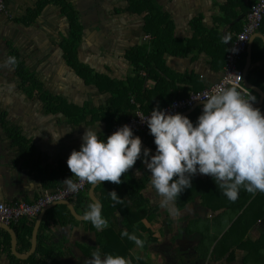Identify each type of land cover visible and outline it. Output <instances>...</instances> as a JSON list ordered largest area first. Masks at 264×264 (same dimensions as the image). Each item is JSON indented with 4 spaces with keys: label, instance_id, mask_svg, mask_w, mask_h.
<instances>
[{
    "label": "crops",
    "instance_id": "1",
    "mask_svg": "<svg viewBox=\"0 0 264 264\" xmlns=\"http://www.w3.org/2000/svg\"><path fill=\"white\" fill-rule=\"evenodd\" d=\"M37 1L39 0H7V14H0V117L2 116L6 127L16 129L29 142L34 154L31 160L23 161L17 150L10 145L0 125V202L3 203H31L36 200L47 190L43 188L42 174H62L68 170L67 159L72 150H79L81 137L87 127L99 123L97 130L102 135L105 133V125L101 121L80 125L69 123L61 113L47 112L38 95L29 96L19 88V80L13 66H4V61L11 56L13 50L25 67L34 74L42 91L61 97L69 105L79 108L86 106L89 110L107 107L112 103L110 93L93 84L84 83L66 65L60 44L67 37L69 29L66 18L60 14L57 6L48 4L32 24L21 23L22 15ZM148 1L166 17L172 37V40L166 38L159 44L160 49L163 47L166 51L157 54L151 53L149 49L148 67L139 71V77L143 79L141 92L146 102L152 104L161 97L165 100L187 97L221 78L225 56L244 19L240 17L242 11L238 9L239 5L246 6L255 0H237L236 3L232 0L233 6L228 10V14L222 7L229 0ZM69 2L77 11L82 26V36L77 47L78 61L112 80L125 81L127 77L133 78V66L125 58L126 51L133 47H148L153 39L151 33L144 31L145 13L126 12L127 0ZM234 11L239 15L236 19L232 16ZM159 21L158 18L154 19L150 26L155 33L159 31L158 26H155ZM160 28L161 34L166 36L163 32L164 26L160 25ZM226 34L231 36V41L225 45L222 37ZM240 68L243 72V85L256 97L253 106L264 114V25L250 37L240 61ZM181 95L185 96L177 97ZM181 114L197 119L201 109L196 106ZM143 134L147 138L149 131ZM57 135L61 136L54 142ZM137 135L139 136V133ZM133 175L137 179L143 176L149 179L141 191L148 200L149 208L166 211L160 205L162 198L151 187L150 172L146 166L142 163L139 168L133 170ZM195 177L202 182L213 180L211 176L199 173ZM75 178L73 176L71 179ZM215 187L218 188L215 185L213 189ZM256 194L253 196L241 189L236 203L241 204L244 200L254 198ZM95 197L99 200L96 194ZM194 199L202 202L200 196H195ZM70 203L75 209L74 203ZM170 207L172 203L168 205V209ZM223 209L225 207L212 208L210 212L217 210L216 213H219ZM76 213L79 214L77 210ZM38 215L32 218L33 228ZM120 216V213H116V218L121 223ZM77 222L79 224L73 228L50 226L49 231L44 233L54 243L63 244L64 250L60 259L64 263L69 255V243H74L82 250L83 239L90 237V229L93 228L95 237H98L102 230L86 223L87 221ZM120 223L118 225L121 228ZM226 230L222 234L221 231L217 232V240ZM10 253L13 255L11 243ZM0 264H9L7 253L0 252Z\"/></svg>",
    "mask_w": 264,
    "mask_h": 264
},
{
    "label": "trees",
    "instance_id": "2",
    "mask_svg": "<svg viewBox=\"0 0 264 264\" xmlns=\"http://www.w3.org/2000/svg\"><path fill=\"white\" fill-rule=\"evenodd\" d=\"M234 1L235 3L237 2V0ZM127 3L128 8L126 12L136 14L145 13L144 31L147 34L151 33L153 39L149 42L148 47H133L126 51L125 58L133 66L134 76L133 78L127 77L125 81L112 80L102 74L92 71L89 67L78 61L77 47L82 36V26L78 18V13L69 0H39L33 7L27 9L20 19L21 23L25 25L32 24L39 17L41 11L46 5L53 4L57 6L60 14L66 18L69 29L67 37L64 38L60 44L66 65L70 67L75 75L84 83L93 84L94 86L101 89L103 88L110 93L112 98L111 105L96 110H89L86 106L85 108H79L67 104L61 97L42 91L34 74L25 67V64L20 58H18V54L13 50L14 53L11 52L10 54L11 56L16 57L17 63L13 68L15 69L16 77L19 80V88L24 90L29 96L34 94L38 95L47 112L61 113L69 123L80 125L81 123L101 121L105 125V133L103 134L104 138L109 136L116 125L133 116L135 111L147 114L154 108L159 107L161 109L168 105L172 101V98L165 100V98L161 97L158 100L153 101L152 104L148 103V101L146 102V98L141 92L143 79L139 77V71L140 69H146L148 67L147 57L150 54V51L151 53L155 52L157 54L166 51L163 47L160 49L159 44L162 41L164 42L166 38L172 40L170 25L167 22L166 17L162 15L160 11L157 10L156 6L151 4L148 0H127ZM232 4V0H229L228 3L222 7V10L227 12V14L230 13L228 10L231 9V6H233ZM250 5L251 4L246 6H242V4L239 5L240 8L238 9L242 11V16L240 15V17H242L241 19H243L248 13ZM232 16L234 19L239 17L237 11H234ZM156 18L160 20L159 23L155 25L158 26L160 32L157 31L155 33L154 29L152 30L150 26L152 21L154 19L156 20ZM160 25L164 26L163 32L166 33V36L161 34L162 29L160 28ZM263 25L264 20L262 21L261 27ZM240 29L237 30V33ZM240 61L238 64L239 68ZM184 96L185 95H181L177 97ZM191 120L193 122L196 121V119ZM0 125L4 129L10 145L17 150L20 158L23 161L31 160V158H33L32 155L34 154L29 142L22 137L16 129L6 127L2 116L0 117ZM139 136L144 140L148 147L155 150L153 137L150 134H147V138L144 137L143 133H139ZM141 165V160H137L133 168L121 176V184L117 185L105 181L94 189V193L103 204L102 215L108 221V227L101 230L97 240L98 244L105 249V254L121 255L127 259L129 256V250L135 242L127 237H121V232L127 231L129 234H135L137 236V230H144L145 228L142 220L147 217L150 208L148 200L142 195L141 191L145 188L149 179L147 176L137 179L133 175V170L139 168ZM72 175L73 174L69 169L65 170L62 174L61 172H57L55 175L43 173V188L52 190L56 187L63 186V181L66 178H70ZM213 181L214 180L202 182L194 175L191 177V187L181 193L180 197L175 200L173 206L177 210H180L195 196H200L203 203L211 209L225 207L229 210H242V213H240L236 220L232 222L224 235L218 239V244L221 243L225 245L223 253L228 252L229 249L234 246L241 249L245 253L243 264H264V229L259 232V237L251 238L247 236L246 241L244 240V237L251 229L253 223L258 219L264 218V193L257 192L254 198L244 200L241 204H238L236 203L237 200L232 202L224 198L226 196L219 193V187L213 189V186L216 185ZM212 184L214 185L212 186ZM89 187L90 184L87 185L84 192L76 196L74 201H70L74 203L75 209L82 216L87 205L92 202L87 193ZM113 190L117 193L118 197L123 199V203H115L111 201L108 193ZM215 192H217L218 195H215ZM257 206L260 209L254 210L258 209ZM116 213H120L122 217L120 223L121 228L116 223ZM77 223L78 222L72 217L66 206H54L45 212L38 229V242L36 249L27 260L16 259L10 253V237L9 234L2 229H0V252L8 254L9 264H65L60 259L63 255V244H60L59 242L54 243L48 236L44 235V233L49 231L50 226L73 228ZM86 223L90 224L91 222L87 221ZM33 224L34 222L32 218H24L17 223L10 225L17 235V252L20 254H25L30 249ZM137 264L146 263L141 260Z\"/></svg>",
    "mask_w": 264,
    "mask_h": 264
},
{
    "label": "clouds",
    "instance_id": "3",
    "mask_svg": "<svg viewBox=\"0 0 264 264\" xmlns=\"http://www.w3.org/2000/svg\"><path fill=\"white\" fill-rule=\"evenodd\" d=\"M230 41V35L222 37L225 45ZM16 63V57L9 56L4 66ZM201 99L205 102L195 122L179 112L171 114L159 107L147 117L136 114L146 122L153 137V155L150 149L142 147L141 138L127 124L106 138L97 130L99 123L87 127L79 150H72L66 162L79 182L71 176L63 181L65 189L77 192L84 182L92 186L103 181L119 185L121 176L141 160L150 172L152 189L162 198L161 207L174 216L178 215L177 210L168 209V205L191 187V177L197 173L211 176L232 202L238 199L241 189L253 196L264 193V114L253 106L256 97L245 95L236 87H218ZM108 195L111 201L123 203L114 190ZM102 209L100 201H93L87 205L82 219L98 230L107 228ZM121 236L143 246L135 234L122 231ZM85 264H130V261L121 255L102 256L97 247Z\"/></svg>",
    "mask_w": 264,
    "mask_h": 264
},
{
    "label": "flooded vegetation",
    "instance_id": "4",
    "mask_svg": "<svg viewBox=\"0 0 264 264\" xmlns=\"http://www.w3.org/2000/svg\"><path fill=\"white\" fill-rule=\"evenodd\" d=\"M202 202L193 198L182 209L175 208L178 212L175 216L169 210L160 212L149 209L147 217L142 220L144 230H137V238L143 241V246L133 244L127 257L130 264H137L141 260L146 264H243L245 253L235 246L223 253L225 245L218 244L217 239L216 241L214 239L209 247L203 245L205 231L201 230L200 225L208 222L209 231H212L219 221L216 223L211 221L213 218L211 209H207L206 204ZM173 207L172 204L170 209ZM237 213L239 215L242 210ZM116 223H120L117 218ZM262 229H264V218L253 223L244 240L246 241L247 236L259 237ZM94 235L91 228L90 237L83 239L82 250L74 243H69L67 257L71 261L68 260L67 264H85L97 247L102 256L105 254V249L98 244V237Z\"/></svg>",
    "mask_w": 264,
    "mask_h": 264
},
{
    "label": "built area",
    "instance_id": "5",
    "mask_svg": "<svg viewBox=\"0 0 264 264\" xmlns=\"http://www.w3.org/2000/svg\"><path fill=\"white\" fill-rule=\"evenodd\" d=\"M0 14H7L6 0H0ZM263 20L264 0H255L243 19L241 30L235 35L230 49L225 56V64L221 78L201 91L192 92L187 97L172 100L161 109L171 114L177 112L181 113L196 106H199L202 110L205 101L201 98H204L206 94H211L212 90L218 87H236L245 95L252 94V92L243 85V72L238 64L247 48L250 37L261 27ZM150 113L144 114L140 111H135L133 116L129 119L116 125L111 131V134L125 124L132 128L133 133L148 132L149 129L146 122H142L140 117L136 114L147 117ZM73 181H77V178ZM87 185L88 183L84 182L77 192L67 191L65 185L56 187L52 190H46L31 203L24 201L15 203L0 202V223L10 226L21 219L33 218L49 205L75 199L78 194L86 190Z\"/></svg>",
    "mask_w": 264,
    "mask_h": 264
},
{
    "label": "water",
    "instance_id": "6",
    "mask_svg": "<svg viewBox=\"0 0 264 264\" xmlns=\"http://www.w3.org/2000/svg\"><path fill=\"white\" fill-rule=\"evenodd\" d=\"M133 134L135 136H138L136 133H133ZM142 147L150 149V154H152V155L155 154V150H153L150 147H148L143 141H142ZM103 182H105V181H103ZM103 182H100V184L103 183ZM98 185H95V186L90 185V187L88 188V197L90 198V200L92 202L98 200L95 197V194H94V189ZM57 205H64V206H66V208L69 210L70 214L75 218V220H77V221H84L82 219V216L76 213V210L74 209V206L70 203V201H63V202L56 203V204H52V205H49V206L45 207L40 212V214L38 215V218H37V220L35 222V225H34V228H33V231H32V235H31L30 249H29V251L26 254H19V253H17V251H16V234H15L14 230L12 229V227L9 226V225H5V224H1L0 223V229L6 231L9 234V236H10V240H11V242H10L11 243V251H12L13 255L16 256V258L21 259V260H25L30 255H32L34 253L35 248H36V243H37V231H38L40 222L42 220V217H43L44 213L48 209H50V208H52L54 206H57Z\"/></svg>",
    "mask_w": 264,
    "mask_h": 264
},
{
    "label": "rangeland",
    "instance_id": "7",
    "mask_svg": "<svg viewBox=\"0 0 264 264\" xmlns=\"http://www.w3.org/2000/svg\"><path fill=\"white\" fill-rule=\"evenodd\" d=\"M218 191H219V193H222V191L219 188H218ZM215 195H218L217 192H215ZM219 198L222 199L221 197H219ZM214 209H219V207L214 208ZM216 211L217 210H214L211 214V216H213L211 221H213L215 223L219 221V223L215 227V229H212V231H209L208 222H204L200 225L201 230L205 231V233L203 232L204 238L202 240V243H203V245L208 246V247H209V245H211L213 243L214 239L217 237V232L221 231V234H222L227 229V226L229 225V223L236 219V215L238 214L235 210H228V209L226 210V208L223 210H220L219 213H216ZM227 219H231V220L229 221ZM68 260L69 259L67 258V261ZM67 261L65 262V264H67ZM69 261H71V260H69Z\"/></svg>",
    "mask_w": 264,
    "mask_h": 264
}]
</instances>
